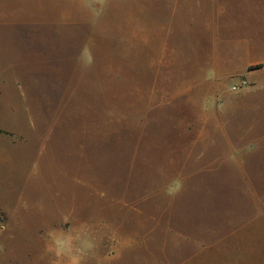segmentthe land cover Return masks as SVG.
Masks as SVG:
<instances>
[{
	"label": "rangeland",
	"instance_id": "obj_1",
	"mask_svg": "<svg viewBox=\"0 0 264 264\" xmlns=\"http://www.w3.org/2000/svg\"><path fill=\"white\" fill-rule=\"evenodd\" d=\"M69 1L0 0V264H264V0Z\"/></svg>",
	"mask_w": 264,
	"mask_h": 264
},
{
	"label": "crops",
	"instance_id": "obj_2",
	"mask_svg": "<svg viewBox=\"0 0 264 264\" xmlns=\"http://www.w3.org/2000/svg\"><path fill=\"white\" fill-rule=\"evenodd\" d=\"M70 3H92L93 1L92 0H89V1H69Z\"/></svg>",
	"mask_w": 264,
	"mask_h": 264
},
{
	"label": "built area",
	"instance_id": "obj_3",
	"mask_svg": "<svg viewBox=\"0 0 264 264\" xmlns=\"http://www.w3.org/2000/svg\"><path fill=\"white\" fill-rule=\"evenodd\" d=\"M233 89L236 90V87H234Z\"/></svg>",
	"mask_w": 264,
	"mask_h": 264
}]
</instances>
